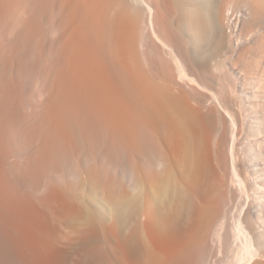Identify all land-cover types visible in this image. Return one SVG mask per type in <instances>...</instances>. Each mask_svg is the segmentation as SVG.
Listing matches in <instances>:
<instances>
[{"label": "bare ground", "instance_id": "6f19581e", "mask_svg": "<svg viewBox=\"0 0 264 264\" xmlns=\"http://www.w3.org/2000/svg\"><path fill=\"white\" fill-rule=\"evenodd\" d=\"M0 264H264V0H0Z\"/></svg>", "mask_w": 264, "mask_h": 264}, {"label": "rangeland", "instance_id": "374dc122", "mask_svg": "<svg viewBox=\"0 0 264 264\" xmlns=\"http://www.w3.org/2000/svg\"><path fill=\"white\" fill-rule=\"evenodd\" d=\"M242 7H244V8H245L246 6H243V5H242ZM244 8H242V9L244 10Z\"/></svg>", "mask_w": 264, "mask_h": 264}]
</instances>
